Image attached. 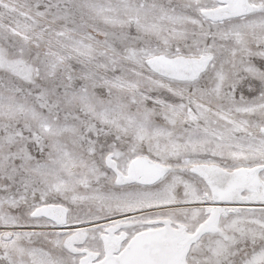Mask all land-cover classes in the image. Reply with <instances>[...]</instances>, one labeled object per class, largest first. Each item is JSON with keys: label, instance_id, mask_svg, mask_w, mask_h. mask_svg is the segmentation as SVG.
Here are the masks:
<instances>
[{"label": "snow or ice", "instance_id": "obj_1", "mask_svg": "<svg viewBox=\"0 0 264 264\" xmlns=\"http://www.w3.org/2000/svg\"><path fill=\"white\" fill-rule=\"evenodd\" d=\"M0 264H264V0H0Z\"/></svg>", "mask_w": 264, "mask_h": 264}]
</instances>
